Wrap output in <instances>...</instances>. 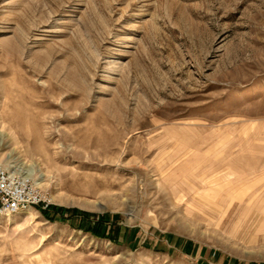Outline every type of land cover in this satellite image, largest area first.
Segmentation results:
<instances>
[{"label": "rangeland", "instance_id": "1", "mask_svg": "<svg viewBox=\"0 0 264 264\" xmlns=\"http://www.w3.org/2000/svg\"><path fill=\"white\" fill-rule=\"evenodd\" d=\"M0 165V264H264V0H0Z\"/></svg>", "mask_w": 264, "mask_h": 264}, {"label": "built area", "instance_id": "2", "mask_svg": "<svg viewBox=\"0 0 264 264\" xmlns=\"http://www.w3.org/2000/svg\"><path fill=\"white\" fill-rule=\"evenodd\" d=\"M53 201L29 178L0 165V215L16 214L28 208L48 209Z\"/></svg>", "mask_w": 264, "mask_h": 264}, {"label": "bare ground", "instance_id": "3", "mask_svg": "<svg viewBox=\"0 0 264 264\" xmlns=\"http://www.w3.org/2000/svg\"><path fill=\"white\" fill-rule=\"evenodd\" d=\"M19 114H21V113H19ZM22 118H23V117H22V114H21V117H19L18 121H19V120L21 121V120H22ZM20 121H19V122H20ZM229 192H230V191H229ZM213 195H214V194H212V193H209V194H208V197L214 198V196H213ZM219 198H220V197H219Z\"/></svg>", "mask_w": 264, "mask_h": 264}]
</instances>
